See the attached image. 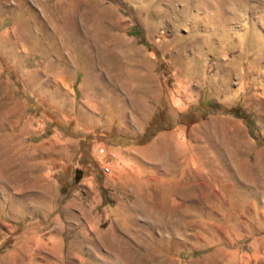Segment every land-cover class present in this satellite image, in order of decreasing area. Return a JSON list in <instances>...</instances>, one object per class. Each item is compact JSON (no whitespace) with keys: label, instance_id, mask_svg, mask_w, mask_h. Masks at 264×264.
Here are the masks:
<instances>
[{"label":"rangeland","instance_id":"rangeland-1","mask_svg":"<svg viewBox=\"0 0 264 264\" xmlns=\"http://www.w3.org/2000/svg\"><path fill=\"white\" fill-rule=\"evenodd\" d=\"M0 264H264V0H0Z\"/></svg>","mask_w":264,"mask_h":264},{"label":"built area","instance_id":"built-area-1","mask_svg":"<svg viewBox=\"0 0 264 264\" xmlns=\"http://www.w3.org/2000/svg\"><path fill=\"white\" fill-rule=\"evenodd\" d=\"M106 170H107V168H106Z\"/></svg>","mask_w":264,"mask_h":264}]
</instances>
